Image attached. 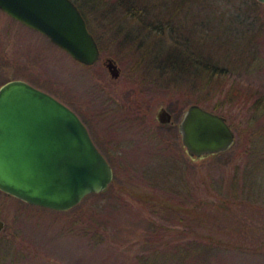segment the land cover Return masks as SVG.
<instances>
[{"label":"rangeland","instance_id":"1","mask_svg":"<svg viewBox=\"0 0 264 264\" xmlns=\"http://www.w3.org/2000/svg\"><path fill=\"white\" fill-rule=\"evenodd\" d=\"M74 1L100 45L101 60L86 68L0 10V85L22 78L44 92L86 106L88 115L82 111L81 116L106 154L114 180L65 211L33 206L0 191V219L5 224L0 264H143L139 258L157 259L155 264H264V4L254 0L259 4L255 7L259 30L247 32L236 26L241 31L231 27L226 34L240 46L248 45L252 54L225 58L229 68L222 78L223 93L195 94L171 83L158 87L149 79L143 81L136 67V44L126 43L121 34L129 20L121 8L111 9L118 0ZM196 8L197 4L195 12ZM184 36L199 43L200 34L191 29H185ZM156 39L150 36L147 44ZM223 56L224 51L218 58ZM106 57L121 68L116 81L103 66ZM99 90L117 91L113 96H121L120 102L129 97L148 105L152 124L155 110L165 106L175 125L151 127L157 138L150 143L139 139L136 131L130 137L113 136L116 143L124 138L134 143L113 152L116 144L108 142L102 129L113 122L107 120L112 113L101 111L99 104L92 110L90 102ZM203 99L198 105L206 109L227 102L223 112L235 140L226 152L192 160L181 145L177 124L190 104ZM95 112H102L100 118ZM168 186L182 194L179 210L152 206V211L136 197L147 191L158 201L163 192H171ZM152 218L193 236L183 240V247V241L173 243V248L160 241L153 244Z\"/></svg>","mask_w":264,"mask_h":264},{"label":"water","instance_id":"2","mask_svg":"<svg viewBox=\"0 0 264 264\" xmlns=\"http://www.w3.org/2000/svg\"><path fill=\"white\" fill-rule=\"evenodd\" d=\"M0 10L80 64L90 66L99 58L97 43L72 0H0ZM106 63L117 78L114 62ZM157 114L161 123L173 124L163 107ZM179 133L192 160L226 152L235 140L224 116L198 104L183 112ZM112 177V167L71 109L23 81L0 87V191L33 206L65 211L104 191ZM4 225L0 219V233Z\"/></svg>","mask_w":264,"mask_h":264},{"label":"trees","instance_id":"3","mask_svg":"<svg viewBox=\"0 0 264 264\" xmlns=\"http://www.w3.org/2000/svg\"><path fill=\"white\" fill-rule=\"evenodd\" d=\"M72 1L76 4L74 0ZM196 4L197 11L195 12L194 5ZM257 5L259 4L254 0H118L115 7L111 9L121 8L126 21L129 20L126 22L127 31L121 34L126 43L136 44L135 51L137 57L139 56L136 67H139L138 69L144 77L143 81L149 79V82H155L158 87L171 83L182 88L185 93L189 91L190 93L196 92L195 94H222L225 89L222 78L227 75L226 71L229 68L226 65L228 62L223 63L225 58L228 61L231 57L239 54H252L249 48H246L248 45L242 47L226 34L231 31V27L238 32L241 31L236 26L247 32L259 30L256 27L258 17L255 7ZM226 7H230V10L228 11ZM197 12L199 16L196 15ZM176 16L179 19L175 20ZM196 16L199 18L198 22L195 21ZM189 19H191L190 23ZM185 29H191L194 35L200 34L199 43L189 41L184 36ZM152 35L157 39L147 44V39ZM222 51H224L223 59L218 58ZM229 64H231L230 61ZM199 98L202 97L199 96ZM199 102L204 103L205 100L194 101L196 104H200ZM226 105L227 102H222L220 105L207 109L225 117L226 114L223 111L226 112ZM152 182H156V180L153 181L152 178ZM170 188L168 186V190L171 192H163L162 196L159 195L161 198L158 197L160 199L158 201L151 199L153 193L147 191L143 194H136V197L152 211V206H159V208L167 210H179L181 207L178 205L183 204L182 194L178 193V190L172 191ZM174 188L178 189L175 186ZM203 202L205 201L203 200ZM215 204H217L216 201ZM147 207L144 206L143 209L147 210ZM151 225L156 239H153V244L160 241L171 244L173 248V243L193 236L190 235L191 233L183 234L182 231L176 229V226L161 224L153 218ZM144 241L142 242L144 243ZM183 243L184 241L181 244L182 247ZM179 252L183 253L184 249L181 248ZM185 254L186 252L183 253V256ZM129 259L130 257L127 258V261ZM139 259L143 264H155L154 262L157 261V259L152 261L148 259L150 262L145 258Z\"/></svg>","mask_w":264,"mask_h":264},{"label":"flooded vegetation","instance_id":"4","mask_svg":"<svg viewBox=\"0 0 264 264\" xmlns=\"http://www.w3.org/2000/svg\"><path fill=\"white\" fill-rule=\"evenodd\" d=\"M91 34L93 35V37H94V39H95V41L97 43V46L99 48L100 54H99L98 60L93 65L87 66V65L81 64V65L85 66L86 68H90V67L94 66L96 63H98L101 60V56H102L101 55V51L102 50L100 48V45H99L96 37L94 36V34L92 32H91ZM107 59H111L114 62V64L116 65V67L118 68L119 76L117 78H113L110 75V73L108 71V68H107V63H106ZM102 62H103V66L106 68L108 74L110 75L112 81H116L122 74L121 68L117 64L116 60L114 58H111V57H106L104 60H102ZM16 80L26 82L27 84L31 85L32 87L37 88L32 83H30L29 81H27L25 79H22V78L10 79V80H7L5 83L10 82V81H16ZM5 83H2L0 85V87L3 86ZM37 89H39V88H37ZM39 90H41V89H39ZM99 91L100 92H96L97 94H94V96H92L90 98V102L92 104L91 106H93L92 110H94V107L97 104H99V106L101 107V111H106V112L112 113L111 116H110V114H108L107 120H112L113 119V122H111L110 124H107L106 127L102 128V129H103L104 132H106L107 137H109V139H110V140H108V142H110L111 145H115L116 144L115 148L112 150L113 152L117 153L119 151V149L126 148L124 146H133L134 145V143L132 142V140L130 138L129 139L128 138H124V139H122V140H120V141H118L116 143L117 140L114 139L115 140L114 141V140L111 139L113 136L125 133L126 134L125 136H129L130 137V135H133L134 132L136 131L137 135L140 136L139 139H141V137H143V141L144 142L147 139V141L150 143L151 141L153 142V140H156V138H157L155 133L153 134L154 130L151 127H153L154 125L157 126V124L159 126H174L175 125V121L173 119L172 113L165 106H159L155 110L154 118H153L155 123L152 124L153 122L151 123V121H150L151 120V107H149L148 105L143 104V103H137L136 98H133L132 100H130L129 97H127L126 101L120 102L121 101L120 100L121 96H117V97L113 96L115 94H119L117 91L109 92V93H105L104 90H99ZM48 94H50L55 99H57L58 101H60L64 105H66L69 109H71L80 118V120L85 125L92 142L94 143L96 148L99 150V152L103 155V157L106 159V161H108V158H107L106 154L103 152V150L101 149L100 145H98V143L96 141V138L93 135L92 130L87 126L86 122L83 120V118L81 116V112L82 111L86 113L85 115H88L87 107L86 106L84 107L80 103H79L80 104L79 105L78 102L74 101L72 98H71L72 101L71 100H66L65 101V100L59 98L57 95H52L51 93H48ZM99 99H101L100 102H99ZM162 107L164 109H166V111H168L171 114V119L173 121V124L161 123L157 119L158 118L157 112ZM95 114H97L98 118H100L99 114H102V112L101 113L95 112ZM182 115H183V113H182ZM182 115H181V118H182ZM181 118H180V120H181ZM90 119H92L93 121L96 119V117L94 116V112L90 113ZM98 120H102V119H98ZM180 120H179V122L177 124V129H178L177 133H178L180 141H181V136H180V133H179ZM117 137H119V136H117ZM135 144H136V142H135ZM181 145H182V142H181ZM182 147H183V145H182ZM112 171H113V177H112L111 183L114 180V170H113V168H112Z\"/></svg>","mask_w":264,"mask_h":264}]
</instances>
